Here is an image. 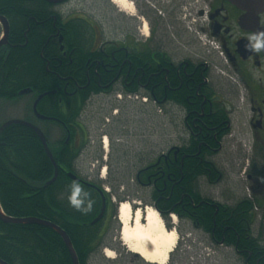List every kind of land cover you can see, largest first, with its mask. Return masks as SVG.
Segmentation results:
<instances>
[{"label": "flooded vegetation", "instance_id": "flooded-vegetation-1", "mask_svg": "<svg viewBox=\"0 0 264 264\" xmlns=\"http://www.w3.org/2000/svg\"><path fill=\"white\" fill-rule=\"evenodd\" d=\"M69 1L56 6L55 11ZM129 1L134 9L133 13H129L130 18L123 16L127 12L114 4L119 12L116 19L129 24V28L124 24V30H117L114 38L105 37L102 29L105 20L95 27L94 21L80 16L91 29L92 38L87 40L88 50L99 53L93 64H96L94 74L100 90L85 102L82 112L91 99L117 92L134 96V102L125 103H138L150 110H162L168 123L175 127L176 141L179 143L155 157L153 152L139 158L136 155L134 162L127 164L135 172V185L151 188L147 203L157 209L161 207L162 197L154 200L153 193L160 192L161 185L162 192L165 191L167 181L171 179V169L176 170L179 166L182 173L188 157L185 149L195 143L194 157L205 172L197 178L199 200L197 205L193 204V208L200 212L195 214L196 220L191 224L183 217L187 212L184 205L179 214L161 207L167 226L171 227L169 217L176 215L181 223L194 227L202 236L200 242H205L214 250L218 261L222 258L226 264H233L236 257L238 264H264V235L260 230L262 223L257 219V212L264 208V48L257 51L253 47L257 39L264 40V0ZM94 28L96 33H93ZM60 50L63 57L68 55L64 46ZM86 76L89 79L88 72ZM79 89H87L88 94L94 91L90 79L86 86L78 87L75 91ZM75 91L70 92L69 87L65 86L55 95L60 104H64L62 94L73 95ZM144 96L147 101L139 102ZM116 104L113 102V105ZM234 116L240 125L241 143H244L241 144L240 154L233 158L229 147L235 126ZM80 118L75 121L76 125H62L65 134L57 141L77 155L73 164L75 173L82 155H87L91 161L89 165L94 170L89 168L90 173L101 175L104 167L112 172V152L123 149L120 140L116 139L119 121L115 120V124L109 125V131L97 128L100 132L97 133L99 144L96 145L94 140L91 144L90 127L82 124ZM114 125L116 128L112 131ZM127 136L131 137L129 134ZM128 148L131 151V144ZM121 158L127 159L120 154L114 163L115 168L126 165ZM228 168H231L233 175H243L236 188L228 181ZM65 171L67 176L72 172L69 169ZM82 179L99 189L107 184L91 176ZM243 190L249 191L250 195L235 199L234 192L241 194ZM211 191L214 193L210 194ZM95 192L100 195L97 190ZM112 194H105L104 217L97 223L102 239L118 217V202L114 201ZM118 200H122L121 195ZM182 203L181 199L180 206ZM244 203H247L245 209L239 211ZM205 207L213 212L210 234L201 226L205 222L201 213ZM246 214L253 218L251 225L245 224L247 239H253L257 246L255 250L259 251V254H255L259 257L254 260L252 251L239 248L238 244L233 245L230 241L234 232L233 221ZM255 226L260 227L256 236ZM118 230L120 227L116 229L117 233ZM132 258L131 264H139L137 256Z\"/></svg>", "mask_w": 264, "mask_h": 264}, {"label": "trees", "instance_id": "trees-1", "mask_svg": "<svg viewBox=\"0 0 264 264\" xmlns=\"http://www.w3.org/2000/svg\"><path fill=\"white\" fill-rule=\"evenodd\" d=\"M55 7L44 0H0V17L6 18L10 27L8 45L0 49V100L15 101L20 97L19 92L32 90L27 95L32 117L28 115L22 120L44 133L59 170L56 180L47 185L54 177L55 168L38 136L21 125L7 127L0 134V204L9 218H38L59 226L69 236L79 264H89L102 241L98 224L91 225L102 208L101 197L95 190L67 176L66 169L75 173L73 164L77 155L61 142H51V133L38 125L32 108L39 95L65 86L72 92L86 86L90 79L92 94H88L87 89H79L73 95L62 94L64 104L53 95L37 106L41 115L54 119L43 123L61 128L62 134H65L63 126L76 125L85 102L100 91L94 74L96 64H93L99 53L88 50L87 40L92 35L86 22L74 16L65 19ZM2 34L0 24V38ZM62 46L68 50L66 57L60 50ZM185 151L188 157L182 173L179 166L171 169L167 188L162 192L161 185V191L154 192L153 199L162 197L160 206L176 214L184 205L187 212L183 217L191 223L200 212L193 208L199 200L197 178L205 172L194 157L196 144H190ZM246 205L242 204L239 211ZM202 211L205 217L202 229L210 234L213 212L208 207ZM252 220V216L246 214L233 221L230 241L252 251L254 260L259 257L255 255L259 251L255 250L256 242L247 239L245 229V224L251 225ZM0 260L7 264H73L62 238L53 230L35 224L6 223L1 219Z\"/></svg>", "mask_w": 264, "mask_h": 264}, {"label": "rangeland", "instance_id": "rangeland-1", "mask_svg": "<svg viewBox=\"0 0 264 264\" xmlns=\"http://www.w3.org/2000/svg\"><path fill=\"white\" fill-rule=\"evenodd\" d=\"M57 12H60L61 16L64 18L74 15L87 17L91 21H94L95 27L100 25V21L105 20V22L103 21L104 25L102 29L104 30L106 38H114L116 36V31H119L121 28L124 30L126 28L125 25L129 28L128 23H123L116 19V14L119 13L118 8L109 0H70L63 8H58ZM123 16L130 18L129 13H123ZM93 30V33L97 32L96 28ZM118 94L119 93L117 92L113 95L91 99V101L88 102V105L84 108L80 118L82 124H86L90 127V135H92L91 144H93L94 140L96 145L99 144L97 133L100 131L98 129L109 131V125L115 124V120L119 121L116 131V139L120 140L119 144L124 150L120 149L119 152H112L111 161L114 170L112 172L107 170L105 179H102L100 173L96 174V172H89V168H92L93 170L94 168L90 167L89 163L91 161L88 160V156L82 155L78 160L76 173L79 177L84 179L91 176L92 179L95 178L96 180L107 182V184H104L103 186L105 190L113 193L114 201L118 202L117 204L121 201H127L133 204V206L139 204L138 208L143 207L144 209L146 206L152 207L150 203H147L150 200L151 188L136 186L135 172L133 169H130L127 164L134 162L136 155L139 158L140 155H147V153L153 152V156L155 157L161 152L166 151L172 145L178 144V140L176 141L175 127L172 123H168L167 117L164 116L162 110H150L142 107L138 103H132L131 105L123 101H118ZM29 101V96H23L22 98L20 96L15 101L0 100V126L13 119L22 120L26 116H30L31 111L29 110ZM113 102H117V104L113 105ZM115 113L118 115H115ZM116 117L118 119H115ZM233 123L235 126L231 132L233 137L230 138L232 142L230 141L229 148L231 151L229 150V153L234 158L236 155L240 154L239 151L242 150L241 144H243L244 141L241 143L243 138L241 136L242 134H240L239 122L235 116L233 118ZM38 125L51 133V142L58 141L64 137L62 129L57 126L45 124L41 121H38ZM115 128L116 125H114L111 130L115 131ZM118 129L120 135H118ZM127 134L131 137L129 138ZM129 144H131V151L128 148ZM119 153L127 158L125 160L121 158L126 165L121 168H115L114 163L120 157ZM104 154H106V152ZM95 165L97 164L95 163ZM226 176L234 188L237 187L236 184H238V180L242 181L243 177V175L240 177L239 174L233 175L231 168L226 170ZM113 189L115 191H113ZM114 192H116V194H114ZM213 193L214 192L211 191L210 194ZM119 195L122 196L121 201L118 200ZM247 195H250L247 190H243L241 194H237L236 191L234 192L235 199L245 198ZM257 217V219L260 220L259 222L262 223V226L261 228L255 226L254 234L256 236V231L260 228L264 235V208L257 212ZM169 219L171 226L170 230H174V228L176 229L179 238L177 243L179 245H177V247H179L177 251L175 249V252L172 253L167 264H218L216 262L226 264L222 258L218 261L214 254V250H212L210 246L205 242H200L202 241V236L199 231L194 229V227L185 222L181 223L178 218L173 219L169 217ZM118 227H120V223L117 217L113 221L110 232L102 239V243L99 245L100 247L97 248L96 252L91 257L90 264L132 263V256L136 255L121 245V241L119 240L120 230H118V233L116 231ZM165 227L170 231L167 225ZM104 249L112 251L117 259L113 260L106 258L103 254ZM118 249H122L121 255ZM137 257L139 264H150L142 257ZM233 259V264H238L236 257Z\"/></svg>", "mask_w": 264, "mask_h": 264}, {"label": "bare ground", "instance_id": "bare-ground-1", "mask_svg": "<svg viewBox=\"0 0 264 264\" xmlns=\"http://www.w3.org/2000/svg\"><path fill=\"white\" fill-rule=\"evenodd\" d=\"M112 2L127 13L134 11L129 0H112ZM118 220L121 226V241L131 253L139 255L150 264L168 263L170 255L175 252L179 238L175 229L170 231L166 229L164 221L153 208L133 210V204L125 201L119 207ZM107 256L111 259L115 258L112 251H108Z\"/></svg>", "mask_w": 264, "mask_h": 264}, {"label": "water", "instance_id": "water-1", "mask_svg": "<svg viewBox=\"0 0 264 264\" xmlns=\"http://www.w3.org/2000/svg\"><path fill=\"white\" fill-rule=\"evenodd\" d=\"M45 2L51 4V5H59V4H62V3H65L67 2L68 0H44ZM0 24L2 26V30H3V34H2V37L0 39V48L4 47V46H7L8 45V39H9V34H10V27H9V24L7 22V20L4 18V17H0ZM60 41H62V38H60ZM31 93V89H26V90H23L21 92H19V96H25V95H29ZM56 93V91H52V92H47L45 94H41L38 96V98L36 99V101L34 102V105H33V113L35 115V117L38 119V120H41V121H49V120H52V118H49V117H46L44 115H41L38 110H37V106L38 104L46 97H49V96H52ZM12 125H21V126H24L26 128H29L31 129L33 132H35V134L38 136V138L40 139L43 147H44V150L47 154V156L49 157V159L51 160L52 164L54 165V168H55V174H54V177L52 178V180H50L47 185H50L52 184L57 176H58V167L56 165V162L54 161V158H53V155H52V152L48 146V141L44 135V133L41 131L40 128H38L37 126H35L34 124L32 123H29V122H26L24 120H10L6 123H4L1 127H0V134L2 133V131L4 129H6L7 127L9 126H12ZM68 177L77 182V183H83L85 184L86 186L88 187H91V188H94L96 189L102 196V208H101V212L99 213V215L97 216V218H95L93 220V222L91 223V225H95L97 224L104 216V211H105V196H104V193L97 187H95L94 185H91L89 183H85L82 179H80L79 177H77L75 174H72V173H69L68 174ZM158 214L160 215V213L158 212ZM0 219L6 223H12V224H35V225H41V226H44V227H47L51 230H53L54 232H56L63 240L64 244L66 245L69 253H70V256H71V259H72V262L73 264H79L78 262V259H77V255L75 253V250L73 248V245H72V242L69 238V236L67 235V233L61 229L59 226L53 224V223H50V222H47V221H44V220H41V219H38V218H25V219H13V218H9L7 216L4 215V213L2 212V209H1V204H0ZM149 248H151V246H149ZM0 264H7L5 262H3L2 260H0Z\"/></svg>", "mask_w": 264, "mask_h": 264}, {"label": "clouds", "instance_id": "clouds-1", "mask_svg": "<svg viewBox=\"0 0 264 264\" xmlns=\"http://www.w3.org/2000/svg\"><path fill=\"white\" fill-rule=\"evenodd\" d=\"M254 49L257 51L264 48V40L257 39L256 43L253 45Z\"/></svg>", "mask_w": 264, "mask_h": 264}]
</instances>
